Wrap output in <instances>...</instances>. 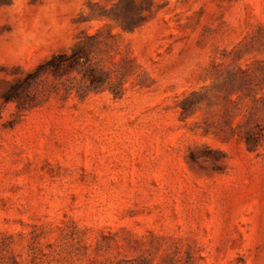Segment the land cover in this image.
Listing matches in <instances>:
<instances>
[{
	"label": "rangeland",
	"instance_id": "obj_1",
	"mask_svg": "<svg viewBox=\"0 0 264 264\" xmlns=\"http://www.w3.org/2000/svg\"><path fill=\"white\" fill-rule=\"evenodd\" d=\"M0 264H264V0H0Z\"/></svg>",
	"mask_w": 264,
	"mask_h": 264
},
{
	"label": "trees",
	"instance_id": "obj_2",
	"mask_svg": "<svg viewBox=\"0 0 264 264\" xmlns=\"http://www.w3.org/2000/svg\"><path fill=\"white\" fill-rule=\"evenodd\" d=\"M54 59V58H53ZM53 59L52 60H50L48 63H52L53 62Z\"/></svg>",
	"mask_w": 264,
	"mask_h": 264
}]
</instances>
